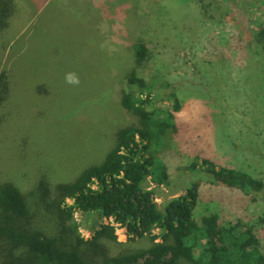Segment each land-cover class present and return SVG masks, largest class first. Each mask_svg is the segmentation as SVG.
I'll return each mask as SVG.
<instances>
[{
  "label": "rangeland",
  "instance_id": "rangeland-1",
  "mask_svg": "<svg viewBox=\"0 0 264 264\" xmlns=\"http://www.w3.org/2000/svg\"><path fill=\"white\" fill-rule=\"evenodd\" d=\"M200 1L17 0L19 12L8 33L19 34L15 53L12 49L0 52L1 67L12 69L14 64V115L2 129L4 162H0L10 170L4 181L15 183L30 195L44 177L53 183L70 181L88 166L102 162L116 141L118 124L133 120L119 102L121 89L131 90L127 76L133 70L138 69L152 86L158 84L163 65L177 78L184 71L192 74L195 64L217 58L213 45L218 44L220 51L224 48L222 42L231 37L230 23L241 29L239 16L255 27L264 22V0H217L216 14L233 11L235 21L194 25L193 12L200 20V6L205 4ZM157 3L165 11L172 10L174 20L167 26L156 18L153 8ZM138 40L147 42L153 54L142 69L137 68L132 49ZM238 47L229 51L232 63L239 61L234 50ZM219 72L207 75V84L212 85L205 88L210 93L207 98L218 102L220 108L206 107L193 97L183 99L177 116L184 131L170 134L161 153L169 178L165 184L149 179L147 185L156 191L163 207L170 198L198 184L203 193L200 211L206 207L222 217L255 224L264 248V192L244 197L188 168L196 157H205L219 166L240 168L264 178V98L253 95L248 82L243 86L241 77L239 84H225L229 75L222 69ZM68 73L78 75L79 85L66 82ZM238 85L240 89L235 88ZM199 92L205 95L202 88H192L193 94ZM138 97L135 94L134 98ZM154 106L173 109V101L161 100ZM27 140L30 155L22 160L21 148ZM45 216L39 215V227H46ZM75 217L85 237L112 223L98 214L77 212ZM117 234L119 241L133 250L151 242L149 237L130 241L121 227Z\"/></svg>",
  "mask_w": 264,
  "mask_h": 264
},
{
  "label": "trees",
  "instance_id": "trees-1",
  "mask_svg": "<svg viewBox=\"0 0 264 264\" xmlns=\"http://www.w3.org/2000/svg\"><path fill=\"white\" fill-rule=\"evenodd\" d=\"M201 1L205 3L200 6L201 18L193 12L194 25L235 21L233 11L216 14L217 0ZM164 8L157 3L153 9L159 23L167 26L174 18L172 10ZM18 12L17 0H0V52L12 49L15 53L19 34L8 33ZM238 19L242 27L230 23L231 37L222 42L224 48L220 51L218 44L213 45L217 58L195 64L193 69L191 66L192 74L184 71L177 73V78L163 65L158 84L152 86L138 69L133 70L127 76L131 90L121 89L119 98L133 120L118 124L116 141L104 160L88 166L70 181L53 183L44 177L30 195L15 183L4 181L10 170L2 159V129L8 127L14 115V64L12 69L0 64V264H264L256 225L243 218L222 217L206 207L200 211L203 193L198 184L170 198L163 207L156 191L147 185L149 179L165 184L169 178L161 153L169 135L184 129L177 116L183 99L193 97L206 107L220 106L206 96L212 85L207 84V75L222 69L229 75L225 84H239L241 77L243 86L248 82L251 93L264 98V22L255 27L245 16ZM236 45L240 46L234 49L240 58L232 63L229 51ZM132 49L139 69L153 58L144 40L134 42ZM233 73L238 74V80ZM193 87L202 88L205 95L193 94ZM235 88L240 89V85ZM135 94L139 95L136 99ZM165 99L173 101V109L154 106ZM23 142L21 159L27 160L30 141ZM188 168L205 173L212 183L237 190L244 197L264 192V178L240 168L219 166L205 157H196ZM216 199L223 200L218 196ZM77 212L98 214L112 223L103 224L91 237H85L75 217ZM42 213L46 214V227L37 225ZM118 227L125 229L130 241L149 237L150 245L137 250L127 247L119 241Z\"/></svg>",
  "mask_w": 264,
  "mask_h": 264
},
{
  "label": "clouds",
  "instance_id": "clouds-1",
  "mask_svg": "<svg viewBox=\"0 0 264 264\" xmlns=\"http://www.w3.org/2000/svg\"><path fill=\"white\" fill-rule=\"evenodd\" d=\"M66 82L72 85H79L80 81H79V77L77 74L75 73H68L66 74Z\"/></svg>",
  "mask_w": 264,
  "mask_h": 264
}]
</instances>
